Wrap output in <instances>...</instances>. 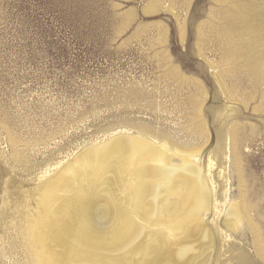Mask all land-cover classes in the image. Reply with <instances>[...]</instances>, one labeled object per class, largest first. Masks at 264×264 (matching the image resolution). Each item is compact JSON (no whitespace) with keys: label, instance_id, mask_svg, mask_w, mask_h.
I'll return each instance as SVG.
<instances>
[{"label":"rangeland","instance_id":"1","mask_svg":"<svg viewBox=\"0 0 264 264\" xmlns=\"http://www.w3.org/2000/svg\"><path fill=\"white\" fill-rule=\"evenodd\" d=\"M263 97L264 0H0V264H54L35 239L50 182L92 145L140 130L196 150L203 168L213 156L227 204L244 190L241 155L264 239ZM108 185L66 220L83 226L91 201L85 214L107 233L131 201L114 174ZM215 212L203 215L209 227ZM247 228L230 245L218 238L210 264H264ZM132 239L103 252L133 264Z\"/></svg>","mask_w":264,"mask_h":264},{"label":"bare ground","instance_id":"2","mask_svg":"<svg viewBox=\"0 0 264 264\" xmlns=\"http://www.w3.org/2000/svg\"><path fill=\"white\" fill-rule=\"evenodd\" d=\"M250 68L255 71L258 67L251 65ZM196 125L200 132L197 131L199 129L195 130L196 126L194 130L192 129L193 132L197 131L196 134L201 133V136H205L206 130L201 121ZM166 134L157 131L151 135L140 130L133 132V135L128 132L114 135L102 143L92 145L73 162L59 170V177L50 182L46 191V195H49L45 197L40 218L44 221L35 228L37 243L54 264L82 262L120 264L119 262H122L120 260L124 257L116 254L111 258L103 252V248H114L119 243L130 241L132 238L133 264H210L217 253L218 238L221 242L230 245L229 239H232L230 233L241 226L248 227L254 237L258 253L264 260V239L258 224L251 216L255 206L250 205L251 202L249 201V204L247 200L248 187H246L243 167L239 165L242 160L239 159L241 155H236L238 152L234 151L235 163L238 164L237 178L239 184L244 185V190H241L239 200L229 201L227 204L228 200H225L224 194L222 195L225 191L222 189L221 194L217 191L218 184L213 174L215 168L213 156L209 157L207 167L203 168L202 163L197 159L199 154L196 150L180 147L179 142H173ZM229 136L231 142L235 134L233 137V132L230 131ZM236 149L238 151V148ZM215 153H222L224 156L221 144ZM226 170L227 168L220 169L217 173L219 179H226ZM52 171V168L47 169L45 175ZM113 174L120 180V184L123 183L121 191L130 193L131 201L125 212L121 214L123 212L121 211L119 213L121 216L114 218L115 221L109 231L105 233L106 231L96 229L91 217L85 214L91 206V201L90 203L86 201L89 206H85L81 212L83 226H76V222L72 220L67 221V214L65 216V213L64 215L62 213L74 209L78 201L94 196L100 188L103 191H110L107 188L114 184L109 186L108 180ZM227 180H224L225 184ZM114 194L117 195L116 192ZM213 209L216 210L213 215V226L209 227L205 224L203 215L213 213ZM222 215L224 218L220 222ZM108 233H111L110 241L104 240V236ZM125 245L129 246L128 243ZM123 253L125 256V252Z\"/></svg>","mask_w":264,"mask_h":264}]
</instances>
